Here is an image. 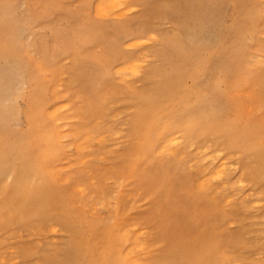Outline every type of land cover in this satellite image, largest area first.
<instances>
[{
  "label": "rangeland",
  "instance_id": "rangeland-1",
  "mask_svg": "<svg viewBox=\"0 0 264 264\" xmlns=\"http://www.w3.org/2000/svg\"><path fill=\"white\" fill-rule=\"evenodd\" d=\"M98 3L0 0V264H264V0Z\"/></svg>",
  "mask_w": 264,
  "mask_h": 264
},
{
  "label": "bare ground",
  "instance_id": "bare-ground-1",
  "mask_svg": "<svg viewBox=\"0 0 264 264\" xmlns=\"http://www.w3.org/2000/svg\"><path fill=\"white\" fill-rule=\"evenodd\" d=\"M228 2V1H227ZM230 2V1H229ZM129 3V0H106V3H101V4H103L102 6H100V4L99 5H95L94 6V11L97 9V7L99 8L98 9V12L97 11H95L94 12V14H96V13H99V11H102L101 13H103V15H105L106 13L105 12H107L106 11V9L105 8H108L107 10L108 11H110V10H115V12H117L116 14H113V16L115 17H121V16H126V15H129V14H126L127 12L125 11V12H123L124 11V8H125V6H127V4ZM231 3V2H230ZM105 4V5H104ZM219 5V4H218ZM222 5H224V4H222ZM100 6V7H99ZM103 6H105L104 8H103ZM107 6V7H106ZM102 7V8H101ZM102 9V10H101ZM105 9V10H104ZM127 9V11L130 9V7H129V9L128 8H126ZM125 9V10H126ZM133 9H135V8H132L131 10L133 11ZM111 11V12H112ZM119 12H120V14H119ZM128 12H131L130 10L128 11ZM100 13V14H101ZM123 13H125V14H123ZM97 15H99V14H97ZM102 15V14H101ZM107 15V14H106ZM105 15V16H106ZM108 16V15H107ZM106 16V17H107ZM112 16V17H113ZM98 17H100V15L98 16ZM102 17H104V16H101V18ZM224 20V19H223ZM219 22H220V20H219ZM224 23V22H223ZM225 26V25H224ZM222 30V29H221ZM222 33V32H221ZM149 35V34H148ZM147 35V36H148ZM150 37H152L153 39L155 38V36H151L150 35ZM151 39V38H150ZM139 40H137V42H138ZM159 41V40H158ZM140 42V41H139ZM135 43V42H133L132 44L131 43H129V45L128 44H126V45H128L129 47H131V45H133L134 43H135V45L137 44L138 46L139 45H144L145 43H147L146 41H145V43H144V41H142L144 44H142V42H140V43ZM149 43V42H148ZM131 44V45H130ZM134 45V46H135ZM136 45V46H137ZM137 46V47H138ZM126 48V47H125ZM144 54H145V52H144ZM259 59V58H258ZM133 60H135V59H133ZM136 61H138V60H136ZM20 65H21V67L23 68V69H25V71L26 72H28V66H27V64L25 63V62H23V60H20ZM134 62V61H133ZM132 63V62H131ZM130 63V64H131ZM129 64V63H128ZM133 64H135V65H139V64H141L140 66H142V65H144V64H142V63H137L136 64V62L135 63H133ZM132 66V67H134V68H131L130 69V67H131V65H129V68H128V66H126L125 68H128L127 70L130 72V70H133V69H135V67H136V69L138 68L137 66ZM135 69V70H136ZM139 69V68H138ZM138 69L136 70V71H138ZM127 70H125L124 69V72H128ZM134 70V71H135ZM121 72H123L122 70H121ZM123 72V73H124ZM116 73V72H115ZM29 74V73H28ZM131 74V73H130ZM131 75H138V73H136V74H131ZM131 75H127V77H131ZM124 76H126V75H124ZM124 76H122V77H124ZM123 79V78H122ZM131 83V82H130ZM52 91V90H51ZM62 106V105H61ZM60 107V106H59ZM42 108H44V106H42ZM65 108H67V107H65ZM61 110V109H60ZM55 116L56 115V113L54 112V113H50L49 114V116ZM28 120H29V122H30V126L32 125V130L33 129H36L37 127V129H39V138H41V141H42V143L46 146V148H45V152L48 154V155H50L51 157H53L55 160L56 159H58L59 158V154H60V152H59V150H58V147H57V143H56V141H58L56 138H54V139H52V134H51V132H52V130L50 131V128H48L47 126H44L41 122H40V120H39V123L41 124V126L34 120V117H32L31 116V114H28ZM191 124H195V125H198L195 121H191L190 122ZM214 126H216L217 128H219V129H223V130H225V131H228L229 133H230V135L231 136H235L236 134L234 133V129H235V127L233 126V125H228V124H226V123H223V122H219L218 120H215L214 121V124H213ZM219 126V127H218ZM62 128V127H61ZM68 133H70L69 131H68ZM59 134V133H58ZM61 134H63V133H61ZM60 134V135H61ZM109 135V134H108ZM102 137V136H101ZM84 138V137H83ZM99 138H100V136H99ZM103 138V137H102ZM101 138V139H102ZM173 137H171V139H172ZM176 138V137H175ZM36 139H38V137L37 136H35L34 137V135H33V132L31 131V133L30 134H28V135H26V136H23V137H21L20 138V141H25V144L27 145V146H30V145H34V141L36 142L37 140ZM100 139V140H101ZM98 140V139H97ZM103 141V140H102ZM102 141H100V142H102ZM172 142H174V141H172ZM180 142V141H179ZM81 143V142H80ZM168 143V142H167ZM241 143L242 144H245L244 145V147H246V141L245 140H241ZM173 144H176V142H174ZM86 147V146H85ZM75 148L77 149V148H79V147H77V145L75 146ZM81 149V148H80ZM82 150V149H81ZM84 150V149H83ZM172 151V150H171ZM170 151V152H171ZM204 152H205V150H203ZM163 152H164V150H163ZM195 152V151H194ZM91 153H92V151H91ZM158 153H160V152H158ZM203 153V152H202ZM211 154V153H210ZM94 155V154H93ZM197 157V156H196ZM181 158V157H180ZM208 158V157H207ZM100 159V158H99ZM206 160V159H205ZM212 161V160H211ZM7 164L6 163V155L4 154V155H0V164ZM221 164V163H220ZM223 164H225L224 162H223ZM223 164H222V166H223ZM34 166H35V168H36V166H38V162H35L34 163ZM226 166V165H225ZM224 166V168H226ZM229 166V165H228ZM221 167V166H220ZM224 168H222V169H224ZM190 169V168H189ZM217 169V168H216ZM221 169V168H220ZM220 169H217V170H220ZM221 169V170H222ZM227 169V168H226ZM204 170V169H203ZM217 170H215L214 172H216ZM225 170V169H224ZM228 170V169H227ZM39 171L42 173V174H45V176H44V178L45 179H47V177H48V175H47V173H46V169L41 165L40 166V168H39ZM225 173L223 170L221 171V175L223 174V173ZM217 173L219 174L220 172H218L217 171ZM211 176H212V174H210ZM221 175H218V177L219 176H221ZM210 176V177H211ZM215 177V179L216 178H218L217 177V174L214 176ZM224 177V176H223ZM205 178V177H204ZM204 178H202V180L204 179ZM221 179V178H220ZM212 180H214V179H212ZM204 181H205V179H204ZM219 181V180H218ZM239 182V181H238ZM199 183H201V181L199 182ZM205 183V182H204ZM233 183V182H232ZM202 184V183H201ZM239 184H240V182H239ZM197 185V184H196ZM227 185V184H226ZM229 185V184H228ZM241 185V184H240ZM230 186V185H229ZM224 187V186H223ZM198 188V187H197ZM203 188V187H202ZM213 188V187H212ZM215 188V187H214ZM217 188V187H216ZM201 189V188H200ZM199 189V190H200ZM231 190V189H230ZM218 191V190H217ZM216 191V192H217ZM81 192V191H80ZM78 193V192H77ZM257 193H259V192H257ZM82 194V193H81ZM251 195V194H250ZM245 196V195H244ZM131 198V197H130ZM243 198V197H242ZM230 200V199H229ZM226 201H228V200H226ZM257 204V203H256ZM259 204V203H258ZM243 205V204H242ZM253 205V204H252ZM255 205V204H254ZM230 206V205H229ZM222 209V208H221ZM241 218V217H240ZM243 218V217H242ZM245 218V217H244ZM247 219V218H246ZM229 226H231V225H229ZM93 229V228H92ZM96 229H99V228H96ZM48 232V231H47ZM99 243H101L102 244V247L100 248V250H99V256H100V258L99 259H96L95 257H94V251H95V249H92V246L90 247L89 245H86V253H85V255H84V260H85V264H125V262L126 263H128V261H127V258H125V257H123V254H122V252H121V247H119L118 246V243H117V241L113 238V235L111 234H109V233H107V232H105V233H103L102 234V237H101V239L99 240ZM182 260L184 261V262H187L188 264H204V261H202L203 260V256H201V255H194V254H192L191 253V257H182ZM18 261V260H17ZM3 262V261H2Z\"/></svg>",
  "mask_w": 264,
  "mask_h": 264
}]
</instances>
